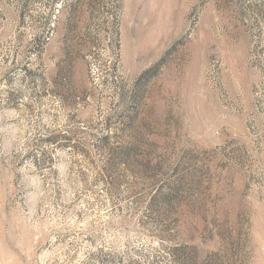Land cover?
Returning <instances> with one entry per match:
<instances>
[{"label":"rangeland","instance_id":"obj_1","mask_svg":"<svg viewBox=\"0 0 264 264\" xmlns=\"http://www.w3.org/2000/svg\"><path fill=\"white\" fill-rule=\"evenodd\" d=\"M0 264H264V0H0Z\"/></svg>","mask_w":264,"mask_h":264}]
</instances>
